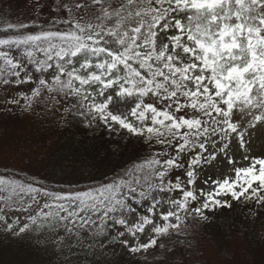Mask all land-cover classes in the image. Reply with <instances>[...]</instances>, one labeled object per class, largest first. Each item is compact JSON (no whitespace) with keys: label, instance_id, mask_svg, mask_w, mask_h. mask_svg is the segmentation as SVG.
I'll use <instances>...</instances> for the list:
<instances>
[{"label":"snow or ice","instance_id":"obj_1","mask_svg":"<svg viewBox=\"0 0 264 264\" xmlns=\"http://www.w3.org/2000/svg\"><path fill=\"white\" fill-rule=\"evenodd\" d=\"M24 5L0 24V120L102 128L142 155L99 179L96 165L31 157L0 167V238L50 253L47 264H101L116 246L172 253L233 201L264 208V156L246 140L264 126V0ZM220 155L233 174L197 188Z\"/></svg>","mask_w":264,"mask_h":264},{"label":"trees","instance_id":"obj_2","mask_svg":"<svg viewBox=\"0 0 264 264\" xmlns=\"http://www.w3.org/2000/svg\"><path fill=\"white\" fill-rule=\"evenodd\" d=\"M106 133L104 129L89 131L81 125L60 127L48 164L64 167L66 171L96 165L99 179L102 174H111L142 155L135 140L110 138ZM46 171L50 172L51 167ZM209 216L210 222L203 223L190 236L182 237L186 246L178 245L174 252L182 253L186 248L194 264H264V208L233 201L231 208L217 209ZM159 251L158 248L148 250ZM143 252L129 254L116 246L97 259L101 264H138L135 259ZM49 256L50 253L37 252L27 242L0 238V264H21L22 261L47 264Z\"/></svg>","mask_w":264,"mask_h":264},{"label":"rangeland","instance_id":"obj_3","mask_svg":"<svg viewBox=\"0 0 264 264\" xmlns=\"http://www.w3.org/2000/svg\"><path fill=\"white\" fill-rule=\"evenodd\" d=\"M25 11L24 0H0V24L7 21L15 22L22 17ZM239 114V113H238ZM245 119L241 115V121ZM60 127L53 123L52 117H30L27 120H0V167L8 166L16 169L25 168L29 164V157L32 161L36 159L45 160L48 164L49 157L55 148V141L58 137ZM102 129V128H101ZM106 131V130H105ZM108 137L107 133L105 135ZM248 154L250 156H264V126L252 131L246 137ZM231 150H235L234 146ZM231 150L229 154H231ZM240 153H237L238 163L235 165L246 166L247 162L241 160ZM233 166L226 163L223 155L218 159L206 163L199 169V182L197 188H204L211 191L214 185L212 180H223L226 176L233 174ZM43 175V169H34ZM208 180V184L203 181ZM224 199H228L225 197ZM149 234L142 237L143 241L149 238ZM186 246V243L184 244ZM188 250L184 248L182 253L167 251L148 252L145 251L135 259L138 264H194Z\"/></svg>","mask_w":264,"mask_h":264}]
</instances>
